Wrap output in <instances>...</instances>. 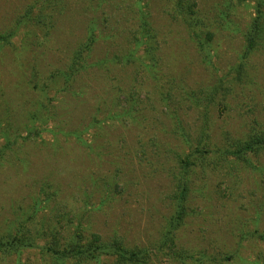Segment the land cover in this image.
Here are the masks:
<instances>
[{"label":"rangeland","instance_id":"obj_1","mask_svg":"<svg viewBox=\"0 0 264 264\" xmlns=\"http://www.w3.org/2000/svg\"><path fill=\"white\" fill-rule=\"evenodd\" d=\"M178 1L0 0V264H264V0Z\"/></svg>","mask_w":264,"mask_h":264},{"label":"trees","instance_id":"obj_2","mask_svg":"<svg viewBox=\"0 0 264 264\" xmlns=\"http://www.w3.org/2000/svg\"><path fill=\"white\" fill-rule=\"evenodd\" d=\"M232 1L234 0H229V8H232L231 6L233 5ZM183 0H179L178 1V8H182L183 7ZM191 13L194 15V12L191 11ZM259 13H260V10H259ZM30 14V13H29ZM260 17H261V14H259V16H257L253 22H252V26L250 28V31L246 34V51H245V54L244 55H249L251 53H253V51L256 49L257 47V42H258V38L260 36V32H261V29L259 28V25H260ZM148 26V23L145 24V22H143V24L141 25L140 27V31H141V34L144 35V33L146 32L147 30V26ZM5 37L4 36H0V39H4ZM96 42V38H95V35H90L87 39V41L80 47L78 48L74 58H73V64H78L80 62V60L82 59L83 57V53L85 51H88L90 49H92L93 45L95 44ZM206 46V43L205 42H201L200 43V47L202 48V50H205ZM247 150H251L249 149L247 146H242L240 152H243V151H247ZM191 164V161L189 160V157H187V161L185 162V159L184 161L182 160L181 161V164ZM95 245H97L95 247V245H90L89 246V251H92V249H94L93 251H95L97 249V247H99V249H101V246H99L100 244H96L94 243ZM125 254H129L128 251H125ZM80 256H86V253L85 252H82L79 254ZM121 255L124 257V254L121 253ZM130 255L132 257L136 256V253L135 252H131Z\"/></svg>","mask_w":264,"mask_h":264}]
</instances>
